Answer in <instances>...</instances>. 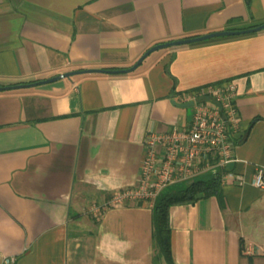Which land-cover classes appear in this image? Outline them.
Returning a JSON list of instances; mask_svg holds the SVG:
<instances>
[{
  "label": "crops",
  "instance_id": "1",
  "mask_svg": "<svg viewBox=\"0 0 264 264\" xmlns=\"http://www.w3.org/2000/svg\"><path fill=\"white\" fill-rule=\"evenodd\" d=\"M262 21L264 0H0V85L125 68L155 43ZM226 79L239 124L224 170L240 181L169 207L172 262L264 264V29L0 90V264H166L152 206L108 200L135 184L148 133L189 123L182 96Z\"/></svg>",
  "mask_w": 264,
  "mask_h": 264
},
{
  "label": "built area",
  "instance_id": "2",
  "mask_svg": "<svg viewBox=\"0 0 264 264\" xmlns=\"http://www.w3.org/2000/svg\"><path fill=\"white\" fill-rule=\"evenodd\" d=\"M182 100L192 102L189 123L166 132L148 133L135 184L113 192L108 204L142 202L152 206L166 186L217 169L222 171L221 179L240 181L224 170L234 159L233 133L239 124L235 82L226 79L204 84L185 93ZM252 182L264 189V166L257 167ZM99 210L98 206L92 207L96 214Z\"/></svg>",
  "mask_w": 264,
  "mask_h": 264
},
{
  "label": "trees",
  "instance_id": "3",
  "mask_svg": "<svg viewBox=\"0 0 264 264\" xmlns=\"http://www.w3.org/2000/svg\"><path fill=\"white\" fill-rule=\"evenodd\" d=\"M208 172L207 176H197L180 187L168 185L169 187L163 188L155 197L152 205L154 261L163 258L166 264H173L170 248L169 207L173 204L194 202L213 194L220 195L222 171L217 169Z\"/></svg>",
  "mask_w": 264,
  "mask_h": 264
},
{
  "label": "water",
  "instance_id": "4",
  "mask_svg": "<svg viewBox=\"0 0 264 264\" xmlns=\"http://www.w3.org/2000/svg\"><path fill=\"white\" fill-rule=\"evenodd\" d=\"M262 29H264V21L254 25V26L247 27V28L216 30V31H211V32H207L204 34L194 35V36H186V37H181V38L170 39V40L158 42V43H155V44L149 46L136 59V61L133 64H131L130 66L125 67V68L90 67V68L70 70L67 72L57 74L55 76H51L48 78L39 79V80L31 81V82H22V83L0 85V90L31 87V86H35V85H39V84H43V83H47L50 81L57 80L60 77H69L71 75L79 74V73H128V72L133 71L142 62V60L147 55H149L151 52H153L155 50L173 47V46H179V45H186V44L195 43V42L203 41V40L213 38V37H218V36L252 33V32L260 31Z\"/></svg>",
  "mask_w": 264,
  "mask_h": 264
},
{
  "label": "rangeland",
  "instance_id": "5",
  "mask_svg": "<svg viewBox=\"0 0 264 264\" xmlns=\"http://www.w3.org/2000/svg\"><path fill=\"white\" fill-rule=\"evenodd\" d=\"M262 30H263V29H262ZM189 110H190V109H189ZM198 176H200V175H198ZM201 177H205V176H202V175H201ZM187 182H188V181H179V182H178V183H179V184H178L179 186H177V187L183 186V185H185Z\"/></svg>",
  "mask_w": 264,
  "mask_h": 264
}]
</instances>
